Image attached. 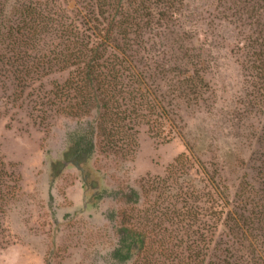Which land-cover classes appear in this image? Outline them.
<instances>
[{
    "label": "rangeland",
    "instance_id": "rangeland-1",
    "mask_svg": "<svg viewBox=\"0 0 264 264\" xmlns=\"http://www.w3.org/2000/svg\"><path fill=\"white\" fill-rule=\"evenodd\" d=\"M117 1L0 0L5 28L30 7L48 20L38 45L0 43V264H264V0H136L140 25L113 30L105 47ZM96 46L100 65L129 61L127 78L96 68L88 81L72 59ZM42 55L56 65L41 68ZM188 61L202 69L192 90ZM141 80L157 108L135 99L144 118L129 123L121 91H142ZM92 122L96 183L85 187L58 161L69 133ZM125 225L147 250L118 262Z\"/></svg>",
    "mask_w": 264,
    "mask_h": 264
},
{
    "label": "trees",
    "instance_id": "trees-1",
    "mask_svg": "<svg viewBox=\"0 0 264 264\" xmlns=\"http://www.w3.org/2000/svg\"><path fill=\"white\" fill-rule=\"evenodd\" d=\"M3 1H7V0H3ZM97 2H102L101 6H104L106 3H108L106 2V0H97ZM167 2H169V0H167ZM110 4L111 3H109L107 7L111 8ZM131 4H132V7H130ZM134 4L135 5L137 4L136 0H118L114 6L111 4L113 7L111 9V14L109 15L108 19L105 17L103 18L104 20H106V22L110 21L108 23V27L101 28L102 30H104L103 35H102L103 36L102 40L107 42L104 44L105 47H107L110 44V41H112V39H110V36H112L113 30L114 31L117 30L114 33L120 34L121 32L118 31V28L124 25H127L128 29H132V30H135L138 28V26L140 25V21H138V18H137L138 8H136L137 5L136 7L133 8ZM29 9L30 10L27 13L31 14L32 16L29 17L27 22L25 21L22 25L12 24L6 28L3 26V20L5 17V14L4 15L0 14V43L1 42L3 43V40L5 38H12L14 34H16V36H19L17 41L8 39L9 41L7 42L6 45H9V44L15 45L16 43L18 45L21 42H23L25 45L28 44L24 42L22 38L27 39V40L28 39L34 40L35 41L34 44H37V45L40 43L41 34L44 32H47L43 28L47 26L48 20H40L39 16L36 14V13H39L38 11H36L37 9L36 7H32V8L30 7ZM0 11H4L3 6L1 7ZM98 11L100 10L98 9ZM149 15H151V13H149ZM91 20L98 22V19L95 17L92 18ZM40 21L41 23H43L42 25H40ZM95 28L97 30H100L99 27H95ZM261 42L264 43V32H262ZM33 46L34 45H31V49L34 48ZM98 48H101V47L99 46L90 47L89 50L92 51L93 54H92V57H90V59L86 62L83 61L84 56H85L83 52L79 51L78 53H75L72 59L73 62H75L73 63V65L82 63V66H83L82 68L87 71L86 75L87 73L89 74L87 75L89 82L93 80L92 78L94 76H92L93 74L92 70L96 71V68H103V69L107 68L108 72L111 73L113 78H120V80L127 78V74L131 73L129 61H127L126 58L124 57H120L114 54L113 55L114 59L110 60L108 58L109 63H105L107 56L104 55L103 58H104L105 64L100 65L98 61L102 58V55L97 54ZM18 49L20 51V46L18 47ZM117 50L118 49L114 47V51L117 54L121 55L120 52ZM257 55L259 56L264 55V51H260ZM11 57H13L14 61H17V62L21 61L22 62L21 64H23V62H27L28 64L31 61L30 56L25 55L24 57V55H22L21 57H19L18 53L13 54ZM33 58H35L37 62L40 61L39 63H41L40 65L41 68L46 67L48 69H51L52 65L54 64L56 65V63H54V60L56 59L52 55L51 56L42 55V56L33 57ZM110 61L112 63H110ZM196 65H197L196 63L191 62V61H188V63H183L181 65L184 69L182 71V76H183L182 79L185 81H191L190 90L196 88V86L193 83L194 80H197L200 83H203V79L201 78L202 69L200 66L199 68H196L195 67ZM66 67L67 66H61V69L66 68ZM27 71L28 70H26L24 75L25 76L28 75L30 77L32 72H30L31 70H29L28 72ZM259 71H260V79L262 80L261 82L264 85V58L261 59V65L259 66ZM140 83H142V91L139 88L130 89L131 85L127 82L123 84V86L126 87L125 90L128 89L127 92L126 93L124 92L123 90L124 88L121 91L122 93H124L122 97L125 100L124 104L127 106L129 104L130 108L128 109V107H126L123 109L122 111L123 115L122 117H120V119H125V120L127 119L129 123H132V122L135 123L136 119L144 118V116L139 113V110L141 109L143 103L141 101L140 103H135L136 102L135 99L145 100L146 106L149 107L150 109H152V107L154 106L155 108H157V104L152 102L149 98L146 97V95L151 96V92L149 89L146 88V85H144V81L141 80ZM120 87L122 88V83ZM104 107L106 108V103H103L101 108H104ZM97 109H100L99 105L97 106ZM106 113L107 112L104 111V114ZM100 115H102V113ZM115 118H118L117 114H115ZM99 119H102V118L99 117ZM96 124H97L96 122L94 124L92 122L90 124V127H87L86 129L82 131L70 132L68 135V146L63 152L61 159L58 161V163H61L60 164L61 169L66 168L67 166L76 167L81 173L83 181L88 182V184H84L85 187L95 186V183H96L95 180H91V181L88 180V178L91 175V169L89 167V160H90L91 155L93 154L94 147H95L93 138L95 135L98 134V125ZM108 136L110 137L111 135H108ZM55 171L53 173V176H57L59 173V171H56V172ZM90 183L92 185H90ZM134 194L135 196H137V193L133 191V195ZM118 236H119L118 243L111 252V258L115 261H118V262L129 261L133 258V256H136V255L138 256L140 253H143L147 250L145 237L140 232H137V230L132 228L131 226H126V225L121 226L118 230Z\"/></svg>",
    "mask_w": 264,
    "mask_h": 264
}]
</instances>
